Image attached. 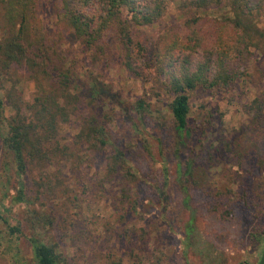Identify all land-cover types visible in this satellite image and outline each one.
<instances>
[{"label": "rangeland", "instance_id": "374dc122", "mask_svg": "<svg viewBox=\"0 0 264 264\" xmlns=\"http://www.w3.org/2000/svg\"><path fill=\"white\" fill-rule=\"evenodd\" d=\"M53 1L43 0L41 18L55 20ZM224 12H182L173 3L156 22L132 26V42L141 48L134 50L136 76L117 64L92 65L65 36L62 48L76 69L92 71L113 96L79 105V115L59 126L57 139L68 154L45 167L28 165L21 201L14 200L18 177L10 161L4 166L9 158L0 147V264H36L30 237L52 245L63 264H264V50L249 47L238 58L241 73L226 89L190 93L189 121L207 136L193 150L197 184L186 191L191 212L176 180L188 150L174 131L169 96L154 68V53L171 32H185L189 15L199 17L193 26L212 49L217 35L224 38L217 23ZM22 88L29 100L31 83ZM140 97L150 106L139 119L129 105ZM97 110L106 132L100 148L75 137L82 118ZM205 141L219 146L213 155ZM115 148L136 175L127 183V200L117 177L106 175V157Z\"/></svg>", "mask_w": 264, "mask_h": 264}, {"label": "trees", "instance_id": "16d2710c", "mask_svg": "<svg viewBox=\"0 0 264 264\" xmlns=\"http://www.w3.org/2000/svg\"><path fill=\"white\" fill-rule=\"evenodd\" d=\"M173 3L190 13L225 9L217 22L224 38L217 35L212 49L193 26L199 17L189 15L183 23L185 32H171L154 53L157 80L169 96L172 126L179 143L188 150L177 163L176 180L182 204L192 211L186 191L197 184L193 150L207 136L202 127L189 121L190 93L197 88L226 89L241 73L238 58L249 47L262 53L264 25L259 22H264V0H55V20L40 17L43 0H0V147L9 158L4 166L10 161L18 177L14 200L24 198L22 176L28 165L45 167L68 154L67 145L57 139L59 126L79 115V105L110 102L113 96L106 84L91 77L92 71L84 74L76 69L73 57L62 48L65 36L81 46L92 65L103 69L117 64L136 76L134 50L140 47L132 42L130 28L156 22ZM200 50V57L194 59ZM24 81L32 85L29 100L23 97ZM149 106L144 97L129 105L139 119ZM82 119L76 140L102 147L106 132L99 110ZM205 144L211 155L219 148L210 141ZM105 168L106 175L117 177L120 194L127 200V183L136 180V175L126 163L124 151L115 148L107 155ZM191 230L188 221L186 235ZM29 242L36 264H63L52 245L34 237Z\"/></svg>", "mask_w": 264, "mask_h": 264}]
</instances>
